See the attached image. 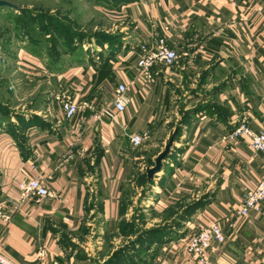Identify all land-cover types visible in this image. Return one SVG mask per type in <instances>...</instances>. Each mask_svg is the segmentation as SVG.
<instances>
[{
  "label": "crops",
  "instance_id": "crops-1",
  "mask_svg": "<svg viewBox=\"0 0 264 264\" xmlns=\"http://www.w3.org/2000/svg\"><path fill=\"white\" fill-rule=\"evenodd\" d=\"M99 3L123 36L51 73L47 103L33 111L47 126L28 121L26 134L18 131L24 139L0 134V201L8 216L0 217V251L19 264H99L102 239L131 222L133 208L125 210L124 201L128 188L142 189L137 166L156 155L169 124L183 120L189 123L173 155L153 180L144 177L142 197L132 196L136 206L161 213L181 205L173 217L180 222L169 220L172 235L153 239L145 252L154 257L137 264H190L186 239L212 223L227 234L214 264H264V201L238 214L246 188L264 177V152L246 135L230 136L239 122L264 129V0ZM161 38L176 63L141 74L140 46L154 49ZM119 84L127 87L122 111ZM68 98L79 105L71 119L62 107ZM199 103L208 110L193 113ZM136 133L144 135L138 147ZM32 178L43 179L52 196L23 198L19 183Z\"/></svg>",
  "mask_w": 264,
  "mask_h": 264
},
{
  "label": "rangeland",
  "instance_id": "rangeland-1",
  "mask_svg": "<svg viewBox=\"0 0 264 264\" xmlns=\"http://www.w3.org/2000/svg\"><path fill=\"white\" fill-rule=\"evenodd\" d=\"M7 1L13 6H0V134L10 132L16 138L24 139L28 129L25 124L33 120L34 109H43L47 103L48 90L54 82L50 77L51 73H59L69 64L81 62L84 56L92 58L95 54L94 45L99 43V39L115 38V41H118L116 35L121 37L123 34L118 33L120 28L113 25L109 15L97 8L100 0ZM34 63L43 69H39ZM201 107L203 106L199 103L195 109ZM203 109V111L208 110L206 107ZM241 123H237L234 129ZM184 124L179 120L171 122L168 127V137L155 151L156 155L149 156L137 166L135 175L138 179L135 182L136 186L142 189L137 192L131 187L128 188V196L124 201L125 210L133 208V213L129 217L131 222L129 224L124 221L120 233L102 239L99 264L101 261V264L106 263L109 257L119 252L120 248L130 245L136 237H140L139 230L141 232L145 229L165 226L169 220H174L175 214L179 213L181 205L162 213L152 209L145 210L133 203L132 196L135 193L142 197L146 189V186L142 185L146 183L144 177L147 172L141 174L139 169L147 170L152 167L157 155L164 149L175 130H177L176 140ZM18 131L21 133L25 131V134L21 135ZM173 152L172 150V155ZM198 201L199 204L203 203L201 198ZM151 245L152 243L148 242L142 248H138V252L127 248L126 254L137 253L135 257L139 260L142 257L151 259L155 253L145 252ZM123 254L122 256H125ZM91 255L95 258L99 257V254L91 253ZM85 258H89L87 252Z\"/></svg>",
  "mask_w": 264,
  "mask_h": 264
},
{
  "label": "built area",
  "instance_id": "built-area-1",
  "mask_svg": "<svg viewBox=\"0 0 264 264\" xmlns=\"http://www.w3.org/2000/svg\"><path fill=\"white\" fill-rule=\"evenodd\" d=\"M177 59L178 55L176 51L167 46L165 39L161 38L159 39L158 46L154 49H149L145 44L140 46L136 66L141 74H148L153 66L163 65L170 67L176 63ZM126 90L125 84H119L116 89V107L121 111L125 109L126 99L124 94ZM62 107L68 119L75 117L79 111L78 103L69 98L63 101ZM243 135L250 138L251 146L254 150L264 152V129L256 131L247 122H242L230 133L232 138H238ZM143 140L144 135L141 133H136L131 138L133 145L136 147L140 146ZM19 189L23 198L43 199L52 196L48 186L41 178L23 180L19 183ZM262 201H264V177L255 186L246 188L242 207L238 210L239 216L246 217ZM0 217L8 219V216L4 212L3 201H0ZM226 241L227 234L219 223L203 225L199 231L192 233L186 239V251L190 264H214L212 254L223 249ZM0 264L19 263L0 251Z\"/></svg>",
  "mask_w": 264,
  "mask_h": 264
},
{
  "label": "trees",
  "instance_id": "trees-1",
  "mask_svg": "<svg viewBox=\"0 0 264 264\" xmlns=\"http://www.w3.org/2000/svg\"><path fill=\"white\" fill-rule=\"evenodd\" d=\"M105 41L112 42L114 40H113V38H109V40H107L105 38L99 39V43H104ZM203 108L204 107H201L199 109H195V110H193V113H196L197 111H199V110H201ZM37 119H40V118L38 116L34 115L33 120H29V121L30 122L33 121L34 123L40 124L42 126H47L42 119H40V120H37ZM34 120L38 121V122H35ZM182 122L185 123V124L189 123L188 121H183V120H182ZM198 206H200L199 201L194 203L193 205L187 207L184 211L187 213L188 210H190V209L194 210ZM183 217L180 216L179 218L183 219ZM177 222L179 223L180 221H178L176 219L173 221V223L178 225ZM129 224H130V222H129ZM171 227L172 226L166 224L165 226L145 229V230H142L141 232L139 230L138 234L139 233L141 234L140 237H136L137 239L135 238V240H133L130 245H127L126 247L120 248L118 250L119 252H117L116 255L109 257L107 262L104 263V264H137L136 257H135L137 253H135V254L133 253L132 254L131 251H130L131 255H128V252L126 254V249L129 248V250L130 249L131 250H135L134 252H136L138 250V248H140V247L142 248L143 244H145L146 242H152L153 239L158 237V235H160V236L162 234H165V235L171 234L172 235V231L170 230ZM123 253L125 254V256H122Z\"/></svg>",
  "mask_w": 264,
  "mask_h": 264
},
{
  "label": "water",
  "instance_id": "water-1",
  "mask_svg": "<svg viewBox=\"0 0 264 264\" xmlns=\"http://www.w3.org/2000/svg\"><path fill=\"white\" fill-rule=\"evenodd\" d=\"M0 6H13L9 1L7 0H0ZM177 130L173 133L171 138L168 140V142L165 144V147L162 151L159 152L155 159V163L152 167L147 168V176L149 180H153L155 176L162 170L164 166V162L167 161L169 158L172 149L175 146V137H176Z\"/></svg>",
  "mask_w": 264,
  "mask_h": 264
}]
</instances>
